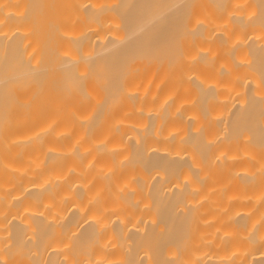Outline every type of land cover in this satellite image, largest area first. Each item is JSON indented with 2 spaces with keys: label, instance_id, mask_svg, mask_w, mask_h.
Listing matches in <instances>:
<instances>
[{
  "label": "bare ground",
  "instance_id": "obj_1",
  "mask_svg": "<svg viewBox=\"0 0 264 264\" xmlns=\"http://www.w3.org/2000/svg\"><path fill=\"white\" fill-rule=\"evenodd\" d=\"M0 264H264V0H0Z\"/></svg>",
  "mask_w": 264,
  "mask_h": 264
}]
</instances>
